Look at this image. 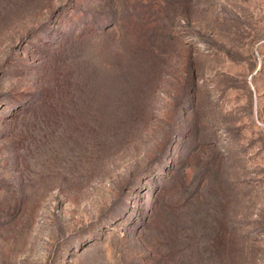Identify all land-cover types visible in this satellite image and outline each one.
Returning a JSON list of instances; mask_svg holds the SVG:
<instances>
[{"label":"rangeland","instance_id":"obj_1","mask_svg":"<svg viewBox=\"0 0 264 264\" xmlns=\"http://www.w3.org/2000/svg\"><path fill=\"white\" fill-rule=\"evenodd\" d=\"M0 264H264V0H0Z\"/></svg>","mask_w":264,"mask_h":264}]
</instances>
